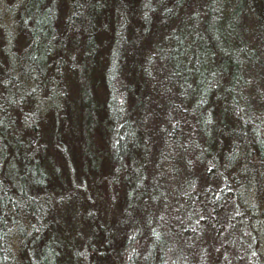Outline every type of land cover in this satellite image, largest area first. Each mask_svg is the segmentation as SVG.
I'll list each match as a JSON object with an SVG mask.
<instances>
[{"label":"trees","instance_id":"1","mask_svg":"<svg viewBox=\"0 0 264 264\" xmlns=\"http://www.w3.org/2000/svg\"><path fill=\"white\" fill-rule=\"evenodd\" d=\"M261 81L264 0H0V264H264Z\"/></svg>","mask_w":264,"mask_h":264},{"label":"rangeland","instance_id":"2","mask_svg":"<svg viewBox=\"0 0 264 264\" xmlns=\"http://www.w3.org/2000/svg\"><path fill=\"white\" fill-rule=\"evenodd\" d=\"M260 86L262 87V89L264 91V82L263 81L260 82ZM51 100H52L51 95L47 96L45 99V105L51 104ZM54 102H56L55 99L52 101V103H54ZM169 169H171V168H169ZM166 171H167V175H166L167 188L172 191L171 197H169V200H167L168 201L167 205L169 204V209L167 207V209L164 210V211H167V213H168L169 210H177L178 206L181 204V203L177 202V200L180 201L181 199L179 200L176 197L178 194L177 192H179V190L181 189V186L177 183V179H176L177 176H176L175 172L172 170H168V168H166ZM175 203H179V205H176ZM169 214L174 215L175 213L169 212ZM15 241H18V240H15ZM15 243H17V242H15ZM236 264H244V263L243 262H236Z\"/></svg>","mask_w":264,"mask_h":264}]
</instances>
